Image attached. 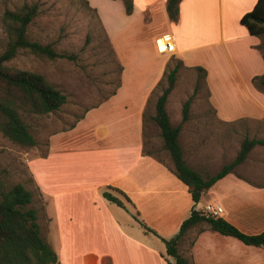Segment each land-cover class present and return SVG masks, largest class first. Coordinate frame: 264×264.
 <instances>
[{
  "label": "crops",
  "instance_id": "1",
  "mask_svg": "<svg viewBox=\"0 0 264 264\" xmlns=\"http://www.w3.org/2000/svg\"><path fill=\"white\" fill-rule=\"evenodd\" d=\"M87 1L120 60V82L72 126L52 132L45 154L26 161L39 185L41 234L52 239L59 264H71L65 250L80 246L88 249L83 264H169L162 238L173 237L191 209L208 202L220 204V217L240 231H263L264 180L257 186L228 173L194 203L166 164L143 153V113L171 57L195 75L202 73L196 66L205 70L206 104L217 120L264 124V90L252 83L264 75L261 38L240 23L256 0H181L176 22L166 0H133L131 14L122 0ZM167 38L175 44L172 53L160 50ZM188 134L198 154L205 142ZM107 189L127 208L106 199ZM135 214L157 234L145 231ZM179 250L193 264H264L263 248L204 223L184 234Z\"/></svg>",
  "mask_w": 264,
  "mask_h": 264
},
{
  "label": "rangeland",
  "instance_id": "2",
  "mask_svg": "<svg viewBox=\"0 0 264 264\" xmlns=\"http://www.w3.org/2000/svg\"><path fill=\"white\" fill-rule=\"evenodd\" d=\"M33 1H40L42 4L40 14L29 25L28 37L41 43H50L57 51L74 55L72 59H49L21 51L9 62L15 67L44 75L49 83L66 95V102L58 110L26 117L36 140L35 146L22 147L11 143L0 134V170L5 171L7 183L21 182L32 191L35 196L33 204L39 210L42 206L39 185L27 169V159L33 157V160L45 154L52 132L70 127L87 109L109 97L120 82L122 65L115 56L96 11L88 7L83 0H0V51L6 42L1 20L3 10ZM261 51L264 55V36ZM168 63L171 67L175 60L171 58ZM195 85L199 86L196 93L193 92ZM164 86L165 80L151 95L147 116L154 113L156 97ZM203 87L202 73L196 72L195 75L191 69L180 67L175 86L169 96L168 111L173 123L181 124L180 139L188 162L201 172L211 174L236 156L245 136L264 138V124L247 119L235 122L217 120L212 107L206 104ZM260 87L264 90V86ZM188 96H192L190 119L180 122L182 102ZM188 133H199V137L205 142L198 154L193 153L190 147ZM146 141L147 148L156 157L164 164L172 166L167 151L162 148L159 129L151 120L146 126ZM236 171L252 181L262 182L264 146H255L244 163L236 167ZM47 240L54 247L52 239ZM85 251H88L86 246L75 250L67 247L65 254H70L71 264H83L81 255ZM164 258L167 262L173 261L166 250Z\"/></svg>",
  "mask_w": 264,
  "mask_h": 264
},
{
  "label": "trees",
  "instance_id": "3",
  "mask_svg": "<svg viewBox=\"0 0 264 264\" xmlns=\"http://www.w3.org/2000/svg\"><path fill=\"white\" fill-rule=\"evenodd\" d=\"M83 1L89 7L88 1ZM180 1L166 0V11L172 22H176L179 18ZM122 2L126 14H131L133 0H122ZM41 4L40 1L25 2L12 9L5 8L1 16L6 42L0 51V134L11 143L22 147L36 145L26 117L58 110L66 102V95L49 83L44 75L15 67L9 62L21 51L49 59L74 58L73 54L57 51L50 43H41L28 37L29 25L40 14ZM91 9L95 11L94 8ZM240 23L250 34L259 36L262 42L264 0H256L253 8L242 15ZM257 48L261 50V43ZM171 58L175 60V64L171 67L169 63L167 64L163 77L157 84L158 86L165 80V86L156 97L154 113L150 116H147L146 110L143 113V153L152 155L159 162L164 163L147 148L146 126L151 120L159 129L162 148L170 157L172 166L167 165V167L188 187L193 202L197 203L202 194L226 174L235 173L243 177L236 171V167L244 163L255 146H264V138L245 136L236 156L214 173H203L190 165L184 157L180 143L181 124H174L168 111L170 93L175 86L180 67H183L179 59ZM195 68L202 71L205 78V70L200 66ZM252 83L258 88L264 86V75L253 77ZM198 89L199 86L195 85L193 92L196 93ZM191 104L192 96H188L182 102L180 122L190 119ZM245 179L254 182L247 177ZM258 184L256 182L255 185L259 186ZM112 189L130 202L122 191ZM103 196L127 208L125 203L110 190H105ZM135 218L145 231L157 234L154 229L138 219L136 214ZM203 223L220 234L234 236L247 245L264 249V230L257 234H246L225 219L206 216L200 209L193 207L190 215L181 222L178 232L169 239L162 238L167 255L173 258L172 262L168 261L169 264H193L180 252L179 246L189 229ZM0 264H59L54 248L41 234L38 209L33 204L32 191L21 182L7 183L4 170H0Z\"/></svg>",
  "mask_w": 264,
  "mask_h": 264
},
{
  "label": "built area",
  "instance_id": "4",
  "mask_svg": "<svg viewBox=\"0 0 264 264\" xmlns=\"http://www.w3.org/2000/svg\"><path fill=\"white\" fill-rule=\"evenodd\" d=\"M161 52H169L172 53L175 51V44L171 39H164L160 44ZM200 210L206 215L210 217H220L223 213V208L220 204L214 202H208L203 205Z\"/></svg>",
  "mask_w": 264,
  "mask_h": 264
}]
</instances>
